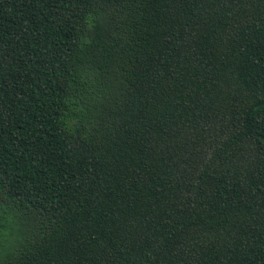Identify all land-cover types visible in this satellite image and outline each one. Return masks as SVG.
I'll list each match as a JSON object with an SVG mask.
<instances>
[{
	"label": "trees",
	"instance_id": "trees-1",
	"mask_svg": "<svg viewBox=\"0 0 264 264\" xmlns=\"http://www.w3.org/2000/svg\"><path fill=\"white\" fill-rule=\"evenodd\" d=\"M0 264H264V0H0Z\"/></svg>",
	"mask_w": 264,
	"mask_h": 264
}]
</instances>
